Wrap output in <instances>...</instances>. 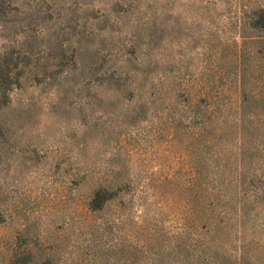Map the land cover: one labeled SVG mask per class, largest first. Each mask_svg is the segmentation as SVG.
Instances as JSON below:
<instances>
[{
	"label": "rangeland",
	"instance_id": "374dc122",
	"mask_svg": "<svg viewBox=\"0 0 264 264\" xmlns=\"http://www.w3.org/2000/svg\"><path fill=\"white\" fill-rule=\"evenodd\" d=\"M231 1L0 0V264H264V32Z\"/></svg>",
	"mask_w": 264,
	"mask_h": 264
},
{
	"label": "trees",
	"instance_id": "16d2710c",
	"mask_svg": "<svg viewBox=\"0 0 264 264\" xmlns=\"http://www.w3.org/2000/svg\"><path fill=\"white\" fill-rule=\"evenodd\" d=\"M231 5L232 6L230 7H232L233 9L231 19H233L236 25L239 26V28L241 29V31L239 32V38L241 39V44H244L245 40L250 38L248 34L247 35L243 34L245 31H248V32L263 31L264 32V0H233L231 1ZM187 96L189 98V101L193 102L194 104L195 103L197 105L204 104L206 115H210L211 112L209 111L211 107H210V103H208V99L210 97L208 92L203 91L196 98L194 97V95L191 94V92H187ZM203 101L205 103H202ZM252 108H256V107L246 104V101L244 102L243 112H248L250 111L249 109H252ZM259 109L261 111L263 110V113H264V106L260 107ZM245 117H248V116H244V118ZM262 122H264V118ZM244 123L248 125L253 124L250 121L249 122L243 121V124ZM256 124L259 125L258 122ZM260 127L264 129V123H261ZM252 128H254V124L252 125Z\"/></svg>",
	"mask_w": 264,
	"mask_h": 264
}]
</instances>
